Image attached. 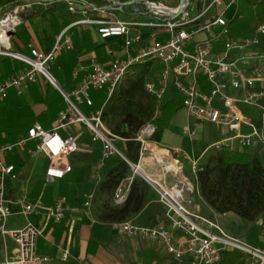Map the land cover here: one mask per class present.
Returning <instances> with one entry per match:
<instances>
[{
    "label": "built area",
    "instance_id": "obj_1",
    "mask_svg": "<svg viewBox=\"0 0 264 264\" xmlns=\"http://www.w3.org/2000/svg\"><path fill=\"white\" fill-rule=\"evenodd\" d=\"M138 1L146 6V11L163 6L150 0ZM30 5L24 2L0 10V55L18 59L26 64L24 69L0 82V102L8 98L11 90L23 95L31 84L37 82L39 75H43L51 84L57 86L49 67L59 52L73 48L66 28L50 52L32 47L30 56H27L14 51L11 47V37L22 25L24 14ZM76 8L77 5L72 3L70 9ZM157 16L162 22H142L133 18L117 19L109 23L82 19L74 23L99 22L102 24L99 28L101 38L127 36V48L141 40V33L130 36L131 31L140 26H155L160 31L168 32L170 37L165 41L155 39L136 53L128 55L125 59H116L108 66L93 62L90 74L80 85L70 92H62L67 108L59 113L51 130L44 128L40 122H35L29 127L26 135L13 142H0V264L49 262L51 258L38 251V239L48 228L50 221H62L69 209L66 197H60L54 204L48 205L42 196L33 200L28 196L17 199L10 196L8 183L10 180H17L18 174L15 165L8 163L6 157L15 151L28 152L31 156L43 154L49 160L45 169L46 181L64 179L73 171L70 157L80 149L78 134L74 130L78 125H84L92 140L102 145L101 157L90 173V180L95 185L100 184L110 158L118 155L127 160L117 145V141L122 138L105 125L102 119L103 108L85 114L80 105L94 104L92 91L107 89L108 98L111 97L135 65L147 62L161 63L163 69L157 80L146 84L150 93L162 101L169 89L174 88L180 94L182 105L191 117L226 127L233 133L230 137L216 141L209 149L233 147L234 140H237L242 148H255L259 144L264 146L263 124L261 127L256 126L251 118L245 115L243 108L246 106L259 111L260 118L264 121V86H258L264 79L246 74L239 66L240 61L248 62L255 56L264 60V48L261 47L264 25L258 26L251 37L225 39L222 48L216 50L214 46L217 41L229 34L227 20L218 16L201 27L208 33V38L195 42L190 48L196 31L189 30L187 26L196 22L200 16H193L189 5L173 19ZM217 27H222L220 32ZM199 74L205 75L211 84L209 93L201 92L197 87L196 77ZM188 75H192L195 80L185 82L183 76ZM245 122L253 126L249 134L241 132ZM155 133L156 125L153 122L146 123L138 131L136 140L141 144L139 160L137 163L127 160L132 174L118 185L113 201L116 205L123 204L133 178L139 175L158 194V201L164 208L163 216L154 225H137L132 219L115 221L111 223L115 232L120 236L155 240L168 254L179 260L186 259L188 264H218L227 251L241 253L245 264H264V247L255 246L242 236L230 233L220 222V213L213 211V219L203 215L195 207L194 196L199 195L196 176L202 168L197 160L183 154L182 150L160 146L159 142L153 140ZM30 142L35 143L34 147H29ZM183 159L190 165L195 182L183 174ZM145 164L151 165L157 172L147 170ZM180 175V178H174ZM170 177L173 180H170ZM94 196V192L86 195V213L90 216ZM14 207H18L19 213L26 218V223L18 228L9 226ZM33 215L42 217L40 224L33 221ZM263 233L260 238L264 243ZM10 240L14 243L11 251ZM67 257L68 252H65L63 260Z\"/></svg>",
    "mask_w": 264,
    "mask_h": 264
},
{
    "label": "crops",
    "instance_id": "obj_2",
    "mask_svg": "<svg viewBox=\"0 0 264 264\" xmlns=\"http://www.w3.org/2000/svg\"><path fill=\"white\" fill-rule=\"evenodd\" d=\"M150 1L167 7H173L179 2V0ZM24 2L31 5L24 14L22 25L11 37V47L14 51L27 56H30L32 47L50 52L66 28H68L67 34L72 39L73 48L59 52L51 64L53 70L51 74L56 79L57 86L49 83L43 75H39L37 82L31 84L23 95L11 90L8 98L0 102V129L3 128L0 132V142H13L26 135L29 127L35 122H40L44 128L51 130L56 124L59 113L67 108L62 92H70L80 85L90 74L93 62L108 66L116 59H125L128 55L136 53L155 39L165 41L170 37L168 32L160 31L155 26H140L134 28L130 36L141 33V40L127 48V36L101 38L99 28L102 24L99 22L74 24L82 19L107 23L117 19L133 18L142 22H162L160 17L149 15L146 6L138 0H0V10ZM72 3L77 5L75 10L70 9ZM189 8L193 16H200L196 22L187 27L196 31L189 45L190 48L195 42L208 38V33L201 27L218 16H223L227 20L229 34L217 41L214 46L216 50L222 48L225 39L251 37L257 29L254 24V8L243 0L218 2L213 0L209 4L205 0H190ZM241 22H245V27L240 26ZM221 29L222 27H217L218 32ZM261 47L264 48V36L261 37ZM154 63L151 70L153 78L150 81L155 82L161 74L163 65L159 62ZM239 66L246 74L264 79L262 58L255 56L248 62L240 61ZM25 67L26 64L18 59L0 55V82ZM183 80L189 83L195 78L188 75L183 76ZM196 84L201 92L211 91L212 86L203 74L197 75ZM258 86H264V82L258 83ZM174 90V88L169 89L161 105L175 101L180 104V108L173 114L159 145L182 150L183 154L197 160L198 165L203 168L207 164L208 156L214 152L209 147L216 141L232 136L233 133L226 127L191 117L182 105L180 94ZM91 97L94 102L92 106L83 104L88 114L104 107L108 91L107 89L92 91ZM244 113L256 126H262L263 121L259 111L247 108ZM252 129L253 126L245 122L241 132L249 134ZM74 132L78 134L80 149L70 157L73 171L64 179L55 182L46 181L45 169L49 165V160L43 154L31 156L28 152L15 151L6 157L8 163L15 165L18 174L17 180H10L8 183L10 196L16 199L28 196L31 200L42 196L48 205L54 204L60 197L67 199L69 209L65 218L62 221H50L48 228L38 239V251L51 258L44 264H188L186 259L179 260L168 254L155 240L118 235L112 227V222L100 218L102 205L109 196L99 192V184L95 185L90 180V173L101 157L102 145L92 140L84 125H78ZM119 141L121 140L117 141V145ZM34 144L30 142L29 147H34ZM233 147L241 150H258L256 149L258 146L242 148L237 140L233 141ZM202 161L204 162L201 163ZM144 166L147 170L156 171L151 165ZM183 174L195 182V176L187 171L186 167ZM180 177L181 175L174 178ZM169 179L173 180L172 177ZM91 192H94L95 196L90 216L86 213L85 201L86 195ZM196 196L213 213L204 200L198 194ZM155 203H159L158 194L153 191L152 199L144 209L131 218L133 222L137 225L156 224L163 216L164 208L161 205L160 213L157 212L154 208ZM195 207L201 212L199 203ZM18 210V207H14L10 215V228H18L26 223V218ZM220 218L223 226L230 231L226 221ZM32 219L38 224L43 220L37 215H33ZM13 246L14 243L10 240V251ZM65 252H68V257L63 260Z\"/></svg>",
    "mask_w": 264,
    "mask_h": 264
},
{
    "label": "trees",
    "instance_id": "obj_3",
    "mask_svg": "<svg viewBox=\"0 0 264 264\" xmlns=\"http://www.w3.org/2000/svg\"><path fill=\"white\" fill-rule=\"evenodd\" d=\"M212 1L205 0L207 4ZM243 2L254 8L255 28L264 25V0ZM154 64L147 62L133 66L131 73L107 98L103 107L105 125L122 138L118 147L132 163L139 160L141 144L136 140V135L140 128L153 122L156 125L153 140L161 142L173 114L180 108V104L175 101L161 105V101L147 89V82L153 78L151 70ZM127 160L118 155L110 158L103 173L99 192L109 196L102 205L100 218L104 221L131 219L152 199L154 190L144 178L136 175L130 184L126 201L121 205L114 203L116 188L132 174ZM196 183L199 196L213 211L220 214L232 212L252 223L264 224V160L259 150H241L229 146L214 149L207 164L197 173ZM154 208L160 213L162 206L155 203ZM218 264H245V258L239 252L227 251Z\"/></svg>",
    "mask_w": 264,
    "mask_h": 264
},
{
    "label": "rangeland",
    "instance_id": "obj_4",
    "mask_svg": "<svg viewBox=\"0 0 264 264\" xmlns=\"http://www.w3.org/2000/svg\"><path fill=\"white\" fill-rule=\"evenodd\" d=\"M245 22L239 23L240 26L245 27ZM232 26H234V25L232 24ZM49 68H50V72L53 73V70L51 69L52 67L50 66ZM48 82H49V80H48ZM80 108L86 114H88V112L86 111V109L83 105H80ZM243 108L245 110L248 107L244 106ZM248 109H251V108H248ZM4 118H5V116H4ZM2 129H0V132H2L1 131ZM256 149H258L260 151V154L264 160V146H262V144H259ZM210 152H211V150H210ZM183 161H184V164H185L187 171L191 172V167L188 164V162L184 159H183ZM42 162H44V160H42ZM203 162L204 161H202L201 163H203ZM194 198H195L194 205H196L198 203L200 204L201 213L205 216H208L210 218L215 219L211 210L196 195L194 196ZM220 217H221L220 219L226 221L227 227H230V231H231V232L229 231L230 233H232L234 235L242 236L243 238H245L246 240H248L251 244H253L255 246L260 245V246L264 247V243L261 241V238H260L263 231H264V224L252 223V222H250V221H248V220H246V219H244V218H242V217H240V216H238L232 212L226 213V214H221ZM9 220H10V218H9ZM263 235H264V233H263Z\"/></svg>",
    "mask_w": 264,
    "mask_h": 264
},
{
    "label": "water",
    "instance_id": "obj_5",
    "mask_svg": "<svg viewBox=\"0 0 264 264\" xmlns=\"http://www.w3.org/2000/svg\"><path fill=\"white\" fill-rule=\"evenodd\" d=\"M180 1L181 0H179V2ZM179 2L176 3L175 6H173V7H167V6L163 5V7L169 8L172 11H163V10L151 9V10H148L147 13L149 15H155V16L162 15V16H166V18H168V19H173V18L177 17L185 8H187L190 0H186L185 4L181 7V9H178Z\"/></svg>",
    "mask_w": 264,
    "mask_h": 264
},
{
    "label": "bare ground",
    "instance_id": "obj_6",
    "mask_svg": "<svg viewBox=\"0 0 264 264\" xmlns=\"http://www.w3.org/2000/svg\"><path fill=\"white\" fill-rule=\"evenodd\" d=\"M186 0H182L181 3L178 5V9H181V7L185 4ZM157 10H163V11H172L169 8H165L163 6H159V7H154Z\"/></svg>",
    "mask_w": 264,
    "mask_h": 264
}]
</instances>
